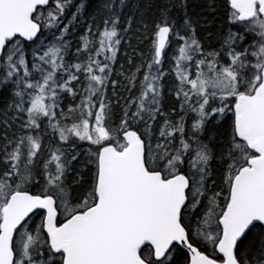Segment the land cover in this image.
Returning a JSON list of instances; mask_svg holds the SVG:
<instances>
[{
	"label": "snow or ice",
	"instance_id": "1",
	"mask_svg": "<svg viewBox=\"0 0 264 264\" xmlns=\"http://www.w3.org/2000/svg\"><path fill=\"white\" fill-rule=\"evenodd\" d=\"M0 264H264V0H0Z\"/></svg>",
	"mask_w": 264,
	"mask_h": 264
}]
</instances>
